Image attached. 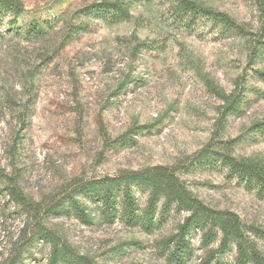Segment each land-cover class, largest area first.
<instances>
[{
  "label": "rangeland",
  "instance_id": "rangeland-1",
  "mask_svg": "<svg viewBox=\"0 0 264 264\" xmlns=\"http://www.w3.org/2000/svg\"><path fill=\"white\" fill-rule=\"evenodd\" d=\"M99 1L23 0L17 18L0 11V168L27 197L45 202L75 178L185 160L216 129L223 103L216 92L230 93L239 79L243 103L227 116L219 138L233 140L235 156L264 161V74L257 72L264 73V58L249 63L247 38L226 33L208 17L177 19L167 0H132L130 17L118 22L78 16ZM195 1L264 35L255 0ZM46 20L43 35L25 31ZM179 174L207 205L232 210L246 226L264 230V195L220 162ZM5 187L0 177V264L18 251L16 264H48L49 244L28 240L32 217ZM133 192L140 213L149 189L133 186ZM161 202L145 224L120 216L85 224L72 214H53L43 223L96 264H174L162 239L187 213L162 212ZM201 235L188 232L191 254L184 264L204 256ZM217 245L214 239L208 248ZM235 254L230 246L218 256L235 264Z\"/></svg>",
  "mask_w": 264,
  "mask_h": 264
},
{
  "label": "trees",
  "instance_id": "trees-1",
  "mask_svg": "<svg viewBox=\"0 0 264 264\" xmlns=\"http://www.w3.org/2000/svg\"><path fill=\"white\" fill-rule=\"evenodd\" d=\"M132 0H102L84 6L78 16H107L111 22L127 20L130 17ZM264 20V0H255ZM171 14L177 19L208 17L218 23L222 30L232 35L247 38L249 63L264 58V35L247 30L227 13L206 7L195 0H167ZM0 11L17 18L24 11L23 0H0ZM80 13V14H79ZM106 17V18H107ZM49 20L33 21L25 31L31 36L43 35ZM70 27H74L70 26ZM71 36V35H68ZM264 74L262 71H257ZM216 92V91H215ZM223 103L218 111L216 129L210 140L174 165H152L139 169H122L114 175L89 179L75 178L59 196L45 202L27 197L16 185L14 177L0 168V177L6 178V190L16 204L21 205L32 217L33 225L29 241L43 240L49 244L48 264H96L86 255L71 249L54 232L45 226L44 219L53 214H72L85 224H92L95 218L113 221L117 216L128 224L150 223L158 202L161 211H184L186 216L177 231L162 239V248L167 250L166 258L174 264H184L191 254L187 234L192 229L202 232L201 244L204 256L198 264H224L219 254L230 246L235 248V264H264V251L259 241L264 242V230L255 225L246 226L239 215L229 209L211 207L191 192L180 177V169L220 162L228 172L247 186L264 195V161L258 157H240L232 153L233 140L219 138L228 115L239 112L244 100L243 81L236 80L234 89L223 94L216 92ZM133 186L149 189L147 203L138 212ZM218 239L215 248L208 245ZM21 249V248H20ZM19 251L8 264H16Z\"/></svg>",
  "mask_w": 264,
  "mask_h": 264
}]
</instances>
